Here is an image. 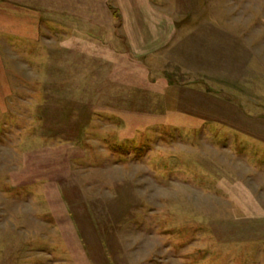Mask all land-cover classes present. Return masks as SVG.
<instances>
[{
	"label": "rangeland",
	"instance_id": "obj_1",
	"mask_svg": "<svg viewBox=\"0 0 264 264\" xmlns=\"http://www.w3.org/2000/svg\"><path fill=\"white\" fill-rule=\"evenodd\" d=\"M0 53V264H264V0H0Z\"/></svg>",
	"mask_w": 264,
	"mask_h": 264
},
{
	"label": "crops",
	"instance_id": "obj_2",
	"mask_svg": "<svg viewBox=\"0 0 264 264\" xmlns=\"http://www.w3.org/2000/svg\"><path fill=\"white\" fill-rule=\"evenodd\" d=\"M10 11L12 12L11 15H12V19H13V23H12L13 24V28L11 30H9V32L11 34H14V35H16V34L20 35V34H22V31L20 30V27H19V29H16V23H15V19L18 16V15H16V10L15 9H11ZM28 16H29V18L31 20V16L29 14H28ZM28 16H26L25 13H24V14H21L19 16V18L23 22H26L25 19L28 18ZM29 18H28V20H29ZM18 22L20 23L19 20H18ZM30 23H31V21H30ZM0 56H1V53H0ZM2 71H4V66H3L2 60L0 58V86H4V84L6 85V83L3 82V80L6 78V76H4V72H2Z\"/></svg>",
	"mask_w": 264,
	"mask_h": 264
}]
</instances>
